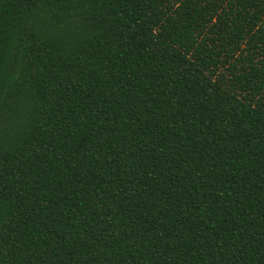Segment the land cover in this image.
<instances>
[{"label": "trees", "instance_id": "obj_1", "mask_svg": "<svg viewBox=\"0 0 264 264\" xmlns=\"http://www.w3.org/2000/svg\"><path fill=\"white\" fill-rule=\"evenodd\" d=\"M0 264H264V0H0Z\"/></svg>", "mask_w": 264, "mask_h": 264}]
</instances>
